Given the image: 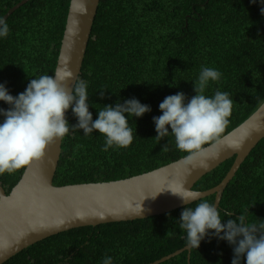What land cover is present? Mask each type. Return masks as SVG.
<instances>
[{
	"label": "trees",
	"instance_id": "16d2710c",
	"mask_svg": "<svg viewBox=\"0 0 264 264\" xmlns=\"http://www.w3.org/2000/svg\"><path fill=\"white\" fill-rule=\"evenodd\" d=\"M22 1L0 0V16ZM70 3L30 0L6 20L10 32L0 39V83L6 82L13 96L23 92L31 79L55 73ZM201 66L222 73L208 94L219 88L234 100L225 136L264 103V15L259 4L250 0H101L80 77L88 85L89 111L96 119L103 105L133 97L150 105L151 111L130 119L134 140L126 148L102 151L105 140L98 132L85 136L81 129L66 135L54 185L122 180L183 158L186 154L175 147L174 138H155L153 117L162 114L159 104L166 96L195 95L193 81ZM8 107L0 101V108ZM67 119L77 123L71 109ZM165 144L168 151H162ZM234 161L235 157L205 175L194 190L220 184ZM25 169L0 174L7 194ZM204 199L214 203L215 196ZM183 208L63 232L4 264H101L105 255L113 257V264H152L186 247V233L178 221ZM219 208L222 218L228 211L233 212L231 219L243 213L250 224L264 222V139L225 189ZM188 255L185 251L161 264H189ZM232 259L227 241L206 237L198 249L192 248L190 264H231Z\"/></svg>",
	"mask_w": 264,
	"mask_h": 264
},
{
	"label": "clouds",
	"instance_id": "9594fccd",
	"mask_svg": "<svg viewBox=\"0 0 264 264\" xmlns=\"http://www.w3.org/2000/svg\"><path fill=\"white\" fill-rule=\"evenodd\" d=\"M250 3L259 4L260 14L264 15V0H250ZM9 32L6 19L0 16V39ZM70 75L60 70L40 75L31 79L25 90L16 96L10 94L6 82L0 83V101L9 106L0 108V174H11L28 166L40 159L54 140L63 139L76 130L82 129L85 136L93 132L102 134L105 140L102 151L132 144L134 135L129 121L150 112L151 106L133 97L123 103L103 105L93 119L87 83L79 80L69 89L64 82ZM221 77L218 69L201 66L193 81L195 95L189 98L177 92L166 96L159 104L162 114L153 117L155 138L158 141L174 138L175 147L186 154L183 158L186 164L199 161L200 167L206 168L207 161L216 156L230 123L234 104L231 94L219 88L208 94L211 84ZM100 95L103 98V92ZM69 109L77 119L74 125L66 119ZM162 151H168L167 144ZM170 191L186 204L178 221L186 233L188 248L198 249L206 237H215L232 246L231 264H241L242 258L245 264H264V222L250 224L243 213L231 219L228 217L233 212L228 211H224L226 218H222V210L202 199L199 192L185 187ZM194 201L199 202L194 207L188 206ZM101 264H113V257L105 255Z\"/></svg>",
	"mask_w": 264,
	"mask_h": 264
},
{
	"label": "water",
	"instance_id": "95a60500",
	"mask_svg": "<svg viewBox=\"0 0 264 264\" xmlns=\"http://www.w3.org/2000/svg\"><path fill=\"white\" fill-rule=\"evenodd\" d=\"M28 1L17 4L4 18L7 20ZM100 2L71 0L55 70V73L58 70L70 72V78L64 82L69 89L80 80ZM263 139L264 103L246 121L223 136L216 156L207 161L206 168L200 167L199 161L186 164L183 157L122 180L66 186L54 185L63 139L54 140L40 159L26 166L20 181L9 194L0 185V264L63 232L145 219L185 207L186 204L170 189L175 191L185 187L199 192L202 199L214 195V204L220 207L225 189ZM234 157L230 171L220 184L205 191L194 190L201 178ZM191 250L186 246L152 264H161L185 251L189 253L190 264Z\"/></svg>",
	"mask_w": 264,
	"mask_h": 264
}]
</instances>
